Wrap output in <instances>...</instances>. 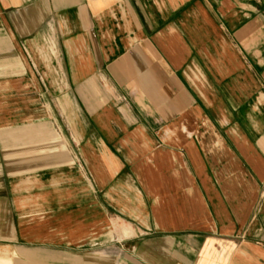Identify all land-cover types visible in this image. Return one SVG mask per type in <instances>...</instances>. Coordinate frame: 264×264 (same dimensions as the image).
Segmentation results:
<instances>
[{
  "label": "crops",
  "instance_id": "obj_1",
  "mask_svg": "<svg viewBox=\"0 0 264 264\" xmlns=\"http://www.w3.org/2000/svg\"><path fill=\"white\" fill-rule=\"evenodd\" d=\"M0 213L36 264H264V0H0Z\"/></svg>",
  "mask_w": 264,
  "mask_h": 264
},
{
  "label": "rangeland",
  "instance_id": "obj_2",
  "mask_svg": "<svg viewBox=\"0 0 264 264\" xmlns=\"http://www.w3.org/2000/svg\"><path fill=\"white\" fill-rule=\"evenodd\" d=\"M9 219H10V214L0 213V226H1L0 233L6 231L5 226L8 224ZM18 222L19 220H17V224ZM19 231H20L19 228H16L17 234H19ZM23 250L43 252L44 254L47 255L57 251V250H47L37 245L27 244L23 242V237L22 238L19 237L17 242L14 244L13 243L7 244L5 240L4 241L0 240V254L10 259L11 264H14V262L15 264H36V262H33L32 259H29L26 253L24 254L26 260L23 258ZM121 251H122V245L120 243L113 242V243L100 245L99 240L96 239V240H92L88 244L75 247L72 250H63L60 252L65 254L69 253L70 255H76L79 257H86L87 255L88 256L90 255L89 257L102 258L103 260L105 259L108 261V264H121V261L117 260V257L120 256ZM87 263L89 264L94 262L91 261ZM0 264H4L2 260H0ZM44 264H51V262L45 261ZM53 264H70V263L66 261H59V262H54ZM71 264H74V261Z\"/></svg>",
  "mask_w": 264,
  "mask_h": 264
}]
</instances>
